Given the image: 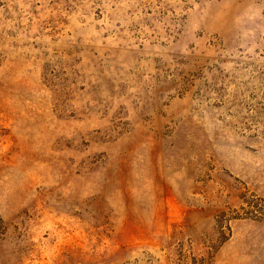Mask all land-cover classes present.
Instances as JSON below:
<instances>
[{"label":"rangeland","instance_id":"374dc122","mask_svg":"<svg viewBox=\"0 0 264 264\" xmlns=\"http://www.w3.org/2000/svg\"><path fill=\"white\" fill-rule=\"evenodd\" d=\"M0 264H264V0H0Z\"/></svg>","mask_w":264,"mask_h":264}]
</instances>
